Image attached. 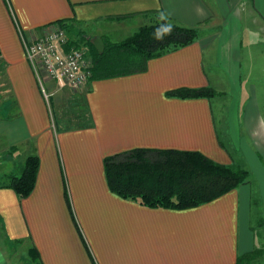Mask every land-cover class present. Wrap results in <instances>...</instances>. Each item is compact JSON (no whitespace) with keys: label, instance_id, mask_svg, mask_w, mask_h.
I'll return each instance as SVG.
<instances>
[{"label":"crops","instance_id":"0c3cea01","mask_svg":"<svg viewBox=\"0 0 264 264\" xmlns=\"http://www.w3.org/2000/svg\"><path fill=\"white\" fill-rule=\"evenodd\" d=\"M160 12L197 39L82 88L43 77V95L25 41L62 19L91 58L87 38L117 42ZM181 87L214 93L167 95ZM137 147L243 164L250 182L193 208L142 206L103 171L105 156ZM31 154L39 166L21 198L5 185ZM0 155V264L15 244L41 264H234L254 245L250 196L264 203V0H0Z\"/></svg>","mask_w":264,"mask_h":264},{"label":"trees","instance_id":"16d2710c","mask_svg":"<svg viewBox=\"0 0 264 264\" xmlns=\"http://www.w3.org/2000/svg\"><path fill=\"white\" fill-rule=\"evenodd\" d=\"M55 22L65 27L67 32L73 30L62 19ZM164 23L173 25L171 35H167L163 41L154 40V28ZM196 39V28L168 20L142 25L120 42L105 41L102 52L96 51L87 38L92 52L90 79L142 72L148 59L191 44ZM213 93L207 87H181L168 91L167 95L202 97ZM38 166L39 157L28 155L18 173L8 177L5 187L11 188L18 197H27L34 187ZM103 171L109 190L117 196L149 208L177 210L211 202L248 178L247 170L216 162L199 151L149 147L132 148L105 156ZM64 187V196L72 213L66 183ZM30 252L41 264L37 251L32 248ZM238 261L239 257L234 264H238Z\"/></svg>","mask_w":264,"mask_h":264},{"label":"built area","instance_id":"2783aa9c","mask_svg":"<svg viewBox=\"0 0 264 264\" xmlns=\"http://www.w3.org/2000/svg\"><path fill=\"white\" fill-rule=\"evenodd\" d=\"M69 42L65 30L57 25L42 36L24 42L25 56L46 98L49 95L44 89L43 77L72 88H82L88 83L92 59L87 56V47L83 42Z\"/></svg>","mask_w":264,"mask_h":264},{"label":"rangeland","instance_id":"374dc122","mask_svg":"<svg viewBox=\"0 0 264 264\" xmlns=\"http://www.w3.org/2000/svg\"><path fill=\"white\" fill-rule=\"evenodd\" d=\"M154 23H156V22H154ZM56 25L58 27L60 26L61 28H63V26L58 24V23ZM137 29L132 31L131 34L124 37L122 40L131 36ZM65 32H66L67 37L71 40H74L76 38H80L79 32L75 29H73L70 32H67L65 30ZM124 34H126V33H124ZM122 36H124V35H122ZM105 39H106V42H108V41L111 42L109 36H105ZM122 40H119L117 42H120ZM79 43H82L81 40L79 41ZM46 93H48V92H46ZM26 157H23L22 164H23ZM2 159H3V157L0 155V161H2ZM226 165H228V164H226ZM238 165L242 169H245L248 171V178H247L246 182H244V183H249L250 182L249 176L252 173H250L249 170L247 168H245V166L243 164L240 165L238 163L236 166H238ZM4 170H5V167L3 165H0V174ZM5 179L6 178H4L3 176L0 177V182L5 180ZM7 182H8V179H7ZM249 206H250L249 223L251 224V231L253 233L254 245L250 251L239 256L238 264H264V203L262 202V200H260L258 194L257 195H251ZM14 246H15L14 248H12V246H11V248L7 247L8 248L6 250V252H7L6 253L7 264H38L37 260L31 256V252H30L31 248H29L26 251L24 246L22 248L19 247L18 244H15Z\"/></svg>","mask_w":264,"mask_h":264},{"label":"clouds","instance_id":"9594fccd","mask_svg":"<svg viewBox=\"0 0 264 264\" xmlns=\"http://www.w3.org/2000/svg\"><path fill=\"white\" fill-rule=\"evenodd\" d=\"M159 19L161 21L167 20V15L164 12H160ZM173 25L171 23L160 24L154 28L152 38L156 41H163L167 35H171Z\"/></svg>","mask_w":264,"mask_h":264},{"label":"water","instance_id":"95a60500","mask_svg":"<svg viewBox=\"0 0 264 264\" xmlns=\"http://www.w3.org/2000/svg\"><path fill=\"white\" fill-rule=\"evenodd\" d=\"M92 43H93V46L95 47V49L97 51H99V52L103 51L104 45H103V42L100 38L93 39Z\"/></svg>","mask_w":264,"mask_h":264}]
</instances>
